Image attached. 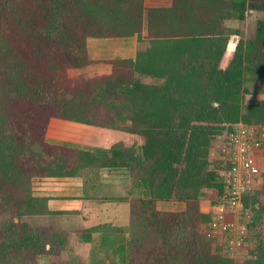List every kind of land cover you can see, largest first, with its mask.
Returning a JSON list of instances; mask_svg holds the SVG:
<instances>
[{
	"label": "trees",
	"instance_id": "1",
	"mask_svg": "<svg viewBox=\"0 0 264 264\" xmlns=\"http://www.w3.org/2000/svg\"><path fill=\"white\" fill-rule=\"evenodd\" d=\"M250 11L264 12V0H0V264H38L41 255L57 264L64 249L59 231L26 220L57 214L34 195L36 178L108 166L129 169L148 189V199L132 203L131 226L140 221V232L157 237L148 249L157 262L264 264L260 231L237 261L198 229L211 219L200 210L206 190L224 191L213 142L241 122L264 126V101L241 109L244 75L264 77V21L242 54L232 51L227 25ZM131 37L135 58L89 56L90 39ZM52 119L126 131L143 144L118 143L110 156L53 144L45 136ZM257 163L264 174V150ZM262 192L249 200L259 198L264 214ZM159 201L187 208L161 211ZM98 228L119 258L124 245L108 225Z\"/></svg>",
	"mask_w": 264,
	"mask_h": 264
},
{
	"label": "crops",
	"instance_id": "2",
	"mask_svg": "<svg viewBox=\"0 0 264 264\" xmlns=\"http://www.w3.org/2000/svg\"><path fill=\"white\" fill-rule=\"evenodd\" d=\"M158 6L168 3L158 1ZM60 120V119H58ZM64 128L62 138L51 142L48 129L45 134L50 143L110 156V149L118 144H142L141 137L122 130L101 128L78 122L60 120L56 126ZM50 127V124L49 126ZM126 168H88L80 176L36 178L33 192L36 197L49 199L50 211L57 214L37 216L38 226L52 227L65 237L64 249L56 259L59 264H105L115 259V244L103 243L104 230L108 225L110 236L118 239L120 231H128L132 222L133 187ZM139 190V188L137 189ZM139 196V191L137 192ZM137 196V197H138ZM159 210L182 211L183 202L159 201ZM66 233H64V232ZM117 231V232H115ZM121 232V233H122ZM118 245V243H117ZM43 264H52L49 256ZM109 259V260H108Z\"/></svg>",
	"mask_w": 264,
	"mask_h": 264
},
{
	"label": "rangeland",
	"instance_id": "3",
	"mask_svg": "<svg viewBox=\"0 0 264 264\" xmlns=\"http://www.w3.org/2000/svg\"><path fill=\"white\" fill-rule=\"evenodd\" d=\"M153 1H151L152 3ZM148 1L147 4L151 5ZM260 21H264V12L263 11H250L246 15L245 20H230L227 21V25L232 30L230 34L231 39V47L232 51L236 54L244 53L246 46L250 40L255 39L257 33V26ZM147 21L144 23V34H147ZM137 48V39L136 37L131 38H111V39H90L88 41V50L89 56L93 60H109V59H127V58H135ZM229 57V56H228ZM229 61V58L226 60ZM144 82L148 85L162 87L164 81H153L151 79H145ZM264 101V77L260 74L246 73L243 77L242 84V96H241V109L242 113L247 112V108L250 105H255ZM60 122L58 119H52L50 121V127H48L49 139L52 141L58 140L62 138V136L66 133L64 128L60 126H56L55 124ZM230 125V124H228ZM67 134V133H66ZM48 139V142L50 140ZM61 140V139H60ZM142 144L143 140L141 139ZM142 144H134L129 146L140 147ZM128 170V175L131 179V185L133 187V198L131 199V203L138 201L139 199H148L149 192L148 189L140 185L138 179L133 178L129 169H121ZM139 188V190H137ZM262 192V197H264V180L263 184L260 186V191ZM139 191V196L137 192ZM138 196V197H137ZM219 195H216L212 190H206V196L200 202V210L202 213L209 215L211 213V206L216 204L215 202L218 200ZM138 199V200H137ZM174 202V201H167ZM214 202V203H213ZM185 204V211L187 208V204ZM262 201L257 199H252L249 201V204L254 208L258 206V208L254 211V217L256 218L258 214L263 215ZM161 211H169V210H161ZM171 211V210H170ZM182 211H173V212H182ZM139 218V209L138 214ZM262 216V217H263ZM250 224L252 226L253 237L259 231L262 233L264 238V218L262 221H256L255 219ZM40 218L38 217H29L26 220L33 224L34 226H38L39 223L37 221ZM207 221L202 220L198 223V229L201 234H206L207 232ZM141 222H138V227H140ZM254 224L259 225L258 227H254ZM136 226V227H137ZM137 227V228H138ZM129 227V230L120 231V234L117 240L118 245H124V251L120 254L119 258L115 257L110 258L113 260H109L105 264H161V262L156 261V256H150L148 254V249L153 246L154 241H158L157 237L150 233V231L143 233L140 232L139 228ZM122 232V233H121ZM207 235V234H206ZM252 237V236H251ZM217 238H215L216 240ZM252 243L256 245L255 237L251 238ZM216 243L219 245V239L216 240ZM221 248V247H220ZM222 250V248H221ZM224 254L228 256H232L237 261L242 260V255H232L226 249L222 251ZM242 256V257H241ZM40 257V256H39ZM38 257V258H39ZM148 259V260H147ZM43 260H47V257H41L39 260L37 259L38 264H43ZM59 264V262L57 263ZM173 264H178L177 262H173ZM238 264V263H236Z\"/></svg>",
	"mask_w": 264,
	"mask_h": 264
},
{
	"label": "built area",
	"instance_id": "4",
	"mask_svg": "<svg viewBox=\"0 0 264 264\" xmlns=\"http://www.w3.org/2000/svg\"><path fill=\"white\" fill-rule=\"evenodd\" d=\"M264 150V126L239 123L212 144L210 158L220 163L219 177L224 191L211 206L207 223L209 237L232 255H246L255 249L250 235L254 208L250 196L260 191L264 174L257 163V152ZM216 239V240H217ZM241 256V257H242Z\"/></svg>",
	"mask_w": 264,
	"mask_h": 264
}]
</instances>
